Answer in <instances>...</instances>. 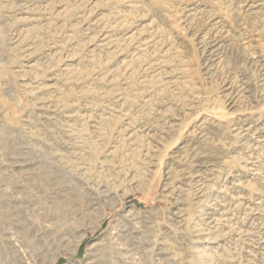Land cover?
I'll return each instance as SVG.
<instances>
[{
	"label": "rangeland",
	"instance_id": "rangeland-1",
	"mask_svg": "<svg viewBox=\"0 0 264 264\" xmlns=\"http://www.w3.org/2000/svg\"><path fill=\"white\" fill-rule=\"evenodd\" d=\"M0 264H264V0H0Z\"/></svg>",
	"mask_w": 264,
	"mask_h": 264
}]
</instances>
